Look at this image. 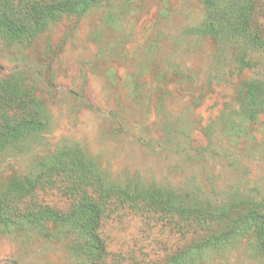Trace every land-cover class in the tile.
<instances>
[{
    "label": "rangeland",
    "instance_id": "1",
    "mask_svg": "<svg viewBox=\"0 0 264 264\" xmlns=\"http://www.w3.org/2000/svg\"><path fill=\"white\" fill-rule=\"evenodd\" d=\"M15 6L0 0V11ZM205 15L201 0H100L61 12L30 38L0 34V80L30 87L46 125L0 152V190L77 144L121 185H155L214 210L264 202V110L240 106L245 84L264 81V51L201 33ZM39 193L64 205L55 190ZM257 225L240 222L192 264H264ZM101 231L109 257L124 264L159 261L186 240L165 216L126 208ZM80 242L50 220L0 225V264H90Z\"/></svg>",
    "mask_w": 264,
    "mask_h": 264
},
{
    "label": "trees",
    "instance_id": "2",
    "mask_svg": "<svg viewBox=\"0 0 264 264\" xmlns=\"http://www.w3.org/2000/svg\"><path fill=\"white\" fill-rule=\"evenodd\" d=\"M100 0H16L0 11V34L11 40L30 38L61 12H82ZM206 15L200 32L223 44L243 41L264 51V0H201ZM240 106L247 113L264 110V81L252 79L242 90ZM40 99L27 86L10 78L0 80V152L45 129ZM35 172L0 190V225L50 220L75 231L78 250L90 264H124L109 257L101 228L104 218L118 208L133 213L163 215L173 222L185 242L162 259L141 264H192L208 246L222 244L240 232V222L258 223L256 239L264 250V202L248 198L219 210L183 203L172 191L138 181L118 184L107 178L77 144L65 145L41 157ZM55 190L64 205L40 198L39 191ZM244 201V200H243ZM263 204V205H262ZM261 207L259 209L258 207ZM140 264L133 260L132 263Z\"/></svg>",
    "mask_w": 264,
    "mask_h": 264
}]
</instances>
